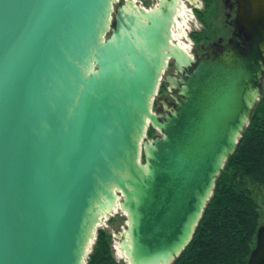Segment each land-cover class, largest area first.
Returning <instances> with one entry per match:
<instances>
[{
    "label": "water",
    "instance_id": "water-1",
    "mask_svg": "<svg viewBox=\"0 0 264 264\" xmlns=\"http://www.w3.org/2000/svg\"><path fill=\"white\" fill-rule=\"evenodd\" d=\"M113 4L0 0V264H83L117 205L128 264H170L261 95L264 0L241 18L247 50L197 61L171 43L173 2ZM169 58L195 65L158 113ZM246 264H264V223Z\"/></svg>",
    "mask_w": 264,
    "mask_h": 264
},
{
    "label": "trees",
    "instance_id": "trees-1",
    "mask_svg": "<svg viewBox=\"0 0 264 264\" xmlns=\"http://www.w3.org/2000/svg\"><path fill=\"white\" fill-rule=\"evenodd\" d=\"M152 132L149 127L147 134ZM247 181L264 188V91L214 181L188 244L170 264H246L260 217ZM110 237L97 229L84 264H123L112 256Z\"/></svg>",
    "mask_w": 264,
    "mask_h": 264
},
{
    "label": "flooded vegetation",
    "instance_id": "flooded-vegetation-1",
    "mask_svg": "<svg viewBox=\"0 0 264 264\" xmlns=\"http://www.w3.org/2000/svg\"><path fill=\"white\" fill-rule=\"evenodd\" d=\"M128 1V2H126ZM114 0L113 12L119 6L127 7L130 10V5L136 6L145 11L157 8L158 5L169 4L173 2L174 12L173 21L171 24V40H174L175 25L183 26L186 35L183 36L184 41L191 42L189 51H187L184 41L177 39L184 50L194 59L198 60L206 56L207 51H219L223 45L227 43H238L246 50L249 48V41L241 25L242 17H248L252 14V6L258 0ZM138 9V10H139ZM177 23H175L174 22ZM173 32V33H172ZM183 41V42H182ZM200 42V44L198 43ZM178 44V43H177ZM176 45V44H174ZM194 63L190 66L182 65V71H179L173 59H168L165 66V75L163 77V87L157 92V98L153 101L151 109L154 112H163L169 110L175 102L177 92L169 88L167 78L174 76L176 81L180 77H184L185 73L189 72ZM160 84V86H162ZM262 87V85H261ZM155 130V129H154ZM156 131V130H155Z\"/></svg>",
    "mask_w": 264,
    "mask_h": 264
},
{
    "label": "rangeland",
    "instance_id": "rangeland-1",
    "mask_svg": "<svg viewBox=\"0 0 264 264\" xmlns=\"http://www.w3.org/2000/svg\"><path fill=\"white\" fill-rule=\"evenodd\" d=\"M177 26H178V28H177ZM177 26H175V28H174V38L175 39L173 41L171 40L172 44H176V45H177V39L184 41L183 36L186 35V33L183 30V26H181V25H177ZM183 43H184L187 51H189V47H190L191 42L184 41ZM198 43L200 44V42H198ZM164 75H165V70L163 71V73L159 79V84H158L157 90H156L157 92L159 90L161 82H163L162 80H163ZM261 85H262V87H261ZM261 85H260V89H261V95H262V93L264 91V72H263V76H262V80H261ZM156 98H157V94H155L153 100ZM147 128H149V127H147ZM155 130L153 128V132L150 135H148L147 131H146V137L151 138L152 136L158 134V131L157 130L155 131ZM246 186L251 190L253 198L257 202L258 212H259V216H260L259 217V225L263 224L264 223V188L258 186L257 184H255L251 181H247ZM101 220L102 221L98 224L97 229L102 228V229L106 230L107 233L110 234V236H111L110 237V248H111L112 256L114 257V259L118 263L128 264V262L126 261V258L124 257V254L122 256L119 253V251L117 250L118 248L121 250L119 242H120V240L124 234V229L126 227V213L124 211H122L120 209V207L117 205L113 208V211L110 212L108 215H103V217H101ZM95 237H96V233H95ZM94 240H95V238L93 239L92 242H94ZM91 247H92V245L88 249V254L91 251ZM87 255H86V258H87ZM86 258H85V260H86ZM85 260H84V262H85Z\"/></svg>",
    "mask_w": 264,
    "mask_h": 264
},
{
    "label": "bare ground",
    "instance_id": "bare-ground-1",
    "mask_svg": "<svg viewBox=\"0 0 264 264\" xmlns=\"http://www.w3.org/2000/svg\"><path fill=\"white\" fill-rule=\"evenodd\" d=\"M131 1V0H130ZM165 1V0H164ZM164 1H162V2H164ZM126 2H128V1H126ZM160 4H161V2H160ZM159 6V5H158ZM127 7H128V5H127ZM126 7V8H127ZM136 7V6H135ZM139 9V8H138ZM174 17V16H173ZM174 22H175V20H174ZM176 23V22H175ZM177 24V23H176ZM176 26V25H175ZM177 28H178V26H177ZM176 30V29H175ZM173 33V32H172ZM172 38V37H171ZM173 41V40H172ZM172 43V42H171ZM176 43V42H175ZM177 45L178 46H180L182 49H184V47H183V45L179 42V41H177ZM186 51V50H185ZM190 66V65H189ZM103 217V216H102ZM102 221V220H101ZM119 245V244H118ZM118 251H119V253L123 256V252L118 248L117 249Z\"/></svg>",
    "mask_w": 264,
    "mask_h": 264
}]
</instances>
